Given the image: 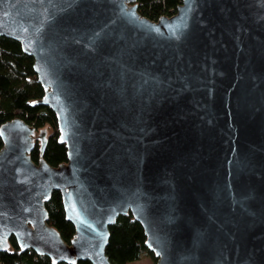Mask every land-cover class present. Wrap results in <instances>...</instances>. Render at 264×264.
Listing matches in <instances>:
<instances>
[{
	"label": "water",
	"instance_id": "95a60500",
	"mask_svg": "<svg viewBox=\"0 0 264 264\" xmlns=\"http://www.w3.org/2000/svg\"><path fill=\"white\" fill-rule=\"evenodd\" d=\"M0 0V35L34 59L67 160L42 129L0 124V251L112 264L131 213L155 264H264V0ZM61 192L66 242L45 207Z\"/></svg>",
	"mask_w": 264,
	"mask_h": 264
},
{
	"label": "trees",
	"instance_id": "16d2710c",
	"mask_svg": "<svg viewBox=\"0 0 264 264\" xmlns=\"http://www.w3.org/2000/svg\"><path fill=\"white\" fill-rule=\"evenodd\" d=\"M138 11L150 19L176 9L181 0H136ZM34 59L22 48L19 41L0 35V124L14 117H22L27 123L42 129L45 135L42 156L51 165L66 161V145L59 141L56 114L45 104L37 103L44 91L33 69ZM2 139L0 137V147ZM30 157L38 161L40 146L35 142ZM45 207L49 213L48 221L62 238L69 242L74 235L73 223L66 219L62 206L61 192L57 189L47 199ZM109 226L110 235L105 247L112 264H127L150 255L153 252L145 246V234L140 222L129 212L118 215ZM9 248L0 251V264H91L82 259L76 263L53 262L45 254H37L31 247L21 249L15 238H9ZM156 262V260H155ZM155 264V263H154Z\"/></svg>",
	"mask_w": 264,
	"mask_h": 264
},
{
	"label": "rangeland",
	"instance_id": "374dc122",
	"mask_svg": "<svg viewBox=\"0 0 264 264\" xmlns=\"http://www.w3.org/2000/svg\"><path fill=\"white\" fill-rule=\"evenodd\" d=\"M155 260L150 255H147V257H143L141 259H138L136 262H128L127 264H154Z\"/></svg>",
	"mask_w": 264,
	"mask_h": 264
},
{
	"label": "flooded vegetation",
	"instance_id": "af4514ba",
	"mask_svg": "<svg viewBox=\"0 0 264 264\" xmlns=\"http://www.w3.org/2000/svg\"><path fill=\"white\" fill-rule=\"evenodd\" d=\"M40 130V129H39ZM40 138H42V140H44L45 139V135L44 136H40L39 138L37 137L36 138V143H39L40 144V141H41V139Z\"/></svg>",
	"mask_w": 264,
	"mask_h": 264
},
{
	"label": "built area",
	"instance_id": "2783aa9c",
	"mask_svg": "<svg viewBox=\"0 0 264 264\" xmlns=\"http://www.w3.org/2000/svg\"><path fill=\"white\" fill-rule=\"evenodd\" d=\"M177 9H174L173 11H171V12H169L168 14H163V15H171V14H173L175 11H176Z\"/></svg>",
	"mask_w": 264,
	"mask_h": 264
}]
</instances>
